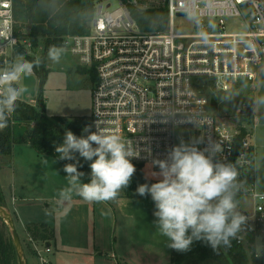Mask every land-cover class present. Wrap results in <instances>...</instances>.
I'll list each match as a JSON object with an SVG mask.
<instances>
[{"label":"built area","instance_id":"2783aa9c","mask_svg":"<svg viewBox=\"0 0 264 264\" xmlns=\"http://www.w3.org/2000/svg\"><path fill=\"white\" fill-rule=\"evenodd\" d=\"M141 1L94 0L88 31L61 40L94 75L91 131L98 122L128 141L139 155L132 163L144 166L152 179L149 170L159 172L153 161L165 159L176 145V128H193L201 149L218 143L223 151L217 159L237 166L238 203L248 200L236 241L257 257L258 237L264 242V191L254 184L250 138L257 118L237 114L236 122H226L211 110L199 81L212 80L216 96L238 80L253 83L255 67L264 63V0H164L168 20L160 32L143 31L132 18L131 7H146ZM180 15L190 17L198 31L177 33L174 18ZM227 19H237L244 30L227 32ZM207 21L216 32L207 31ZM20 46L28 51L32 43L15 35L12 2L0 0V70L10 66ZM26 236L37 264H49L51 247Z\"/></svg>","mask_w":264,"mask_h":264},{"label":"clouds","instance_id":"9594fccd","mask_svg":"<svg viewBox=\"0 0 264 264\" xmlns=\"http://www.w3.org/2000/svg\"><path fill=\"white\" fill-rule=\"evenodd\" d=\"M65 46L51 45L46 57L36 56L27 60L18 54L9 67L0 70V130L8 126L9 118L16 111L18 101L29 92L21 81L31 76L35 68L47 59L61 63ZM264 106V97L254 101L253 111ZM91 125L82 129L87 135L77 136L66 130L61 143H54L59 160H76V154L89 161V180L83 181L84 172L77 163L65 164L63 171L67 186L57 193V204L63 205L74 196L86 202H107L117 198L129 187L136 167L132 158L136 155L129 142L119 134L101 127L96 131ZM200 141L180 140L163 160H155L160 177L151 185L137 187L140 196L150 195L155 205L153 225L168 240L167 247L178 252L190 250L194 241H203L214 251L230 248L238 238L246 217L238 209L236 194L240 188L237 166L217 159L223 151L216 142H209L203 149ZM95 145V146H94ZM56 159L52 163H56ZM44 164L48 163L45 158ZM238 163V161H237ZM264 255V242L257 239L256 256Z\"/></svg>","mask_w":264,"mask_h":264},{"label":"rangeland","instance_id":"374dc122","mask_svg":"<svg viewBox=\"0 0 264 264\" xmlns=\"http://www.w3.org/2000/svg\"><path fill=\"white\" fill-rule=\"evenodd\" d=\"M141 2V5L144 4L146 6L144 7L145 9L162 6L164 0H142ZM112 3H114V0H112ZM205 26L207 31H217L216 26L214 24L210 26L208 21ZM174 27L177 33H196L198 31L192 19L183 15L174 18ZM25 29L26 27L22 28V31H25ZM234 30H244V27L239 26L237 19H227L226 31ZM26 40L29 41L28 38ZM26 53L29 59L43 55L46 57L47 54L43 49L41 40H38L35 45L32 44V47ZM73 66H76L75 71L72 70ZM45 69V77L41 88L40 76L36 72L33 71L31 76L23 78L21 82L28 86L29 92L25 93L20 100L35 105L40 95L44 102V113L47 116H62L68 119L85 117L87 125H90L93 73L89 71L88 67L80 65L77 58L66 51L59 64H53L45 59ZM255 74L256 78L253 83L238 80L232 84V88L222 93L220 99L215 95V85L212 80H200L199 87H202L210 99L211 110L218 116L223 117L228 123L238 120L236 115L239 114V109L251 108V114L257 118L255 127L250 131L251 142L255 147L253 180L256 189L264 191V106L253 111L254 101L264 97V63L255 67ZM195 135L196 131L191 127L176 128V145L180 143L181 139L186 143L194 139L199 141ZM33 150L35 149L31 145L25 144V142H17L13 146V154L16 152L15 154L17 155L18 152ZM17 155L10 158L0 155V185L3 193L7 194V196H9L14 185L19 187L25 180L18 165ZM48 169L47 176L43 175L42 171L35 173L36 175L32 177L33 180L35 182L44 180V186L34 189L33 192L28 194H33V196L38 194V196L45 198L44 201L35 202L41 208L45 207L44 204L47 203L50 208L54 209L56 204L51 202L50 199L53 196H57L63 185L64 187L67 186L65 178L67 173L63 172L64 174L59 175V167L57 166H50ZM155 173L158 172L149 170V174L154 179L159 180L160 177L156 176ZM75 203L77 202L71 203L66 210L59 213H54L55 211L53 210L51 213L47 211L34 216L37 218L36 221L46 222L54 228L60 239H65L68 235L66 222L68 223L70 220L76 221L79 218L80 223L83 221V225L86 224V227L84 226L85 229H89L90 224L93 225V218H98L95 223L96 235L94 236V244L98 248L97 251L102 253L100 257L95 254L92 258H86L87 263L93 264L95 259L96 264H170V248L167 247L168 240L153 225L155 205L150 195L135 197L120 195L114 200L107 202H86L82 199L79 204L76 205ZM13 204L15 205V202ZM26 204L32 205L34 203L26 202ZM74 205L76 206L74 207ZM8 206L14 218L15 226L16 224L19 225L13 205L10 203ZM16 207L19 208L18 204ZM247 207L248 200L240 199L237 210L239 212L244 211ZM18 229L17 232L24 254L27 252V254L31 255L32 252L27 240L22 234L20 227ZM7 232L9 233L8 227ZM80 237V234L78 237H74V241L77 239L80 243ZM92 238V233L83 234L81 242H83L84 249L81 252L84 253L89 250L87 249L89 246L86 244L89 245L91 243V247ZM107 240L110 246L113 244L114 256L110 254Z\"/></svg>","mask_w":264,"mask_h":264},{"label":"trees","instance_id":"16d2710c","mask_svg":"<svg viewBox=\"0 0 264 264\" xmlns=\"http://www.w3.org/2000/svg\"><path fill=\"white\" fill-rule=\"evenodd\" d=\"M11 2L15 35L20 39L28 38L33 45L41 40L45 53L51 45L60 46L62 38L67 34L86 33L93 15L94 0H11ZM130 14L139 28L148 32L162 31L168 20L165 4L145 9L131 7ZM24 27L26 29L22 31ZM18 54H22L27 60L33 59H29L21 46L15 49L13 57L15 58ZM33 71L40 76L41 88L46 72L45 60ZM17 103L18 107L9 118L8 126L0 130V155L2 156L10 158L15 143L27 142L38 153L48 154L58 159L54 143L62 142L66 130H71L77 136L87 135L82 132V129L87 126L85 117L74 119L62 116L49 117L44 113V102L40 95L35 105L21 100ZM59 161L63 165L78 161V171L85 173L83 181L88 182L91 171L90 162L79 157L78 153L76 160ZM134 165L136 172L129 187L121 191L118 196H139L136 192L139 185L145 183L151 185L158 182L147 174L144 166ZM236 199L238 200L237 197ZM0 205H6L1 187ZM0 222V264H16V254L7 232V225L1 217ZM25 230L33 239L39 241L46 242L53 235V228L45 223H27ZM246 237L250 238L249 235ZM25 253L27 264H29V254ZM170 264H264V255L257 259L248 253L243 244L237 243L236 239L232 241L230 248L221 247L219 251H214L203 241H194L190 250L186 252H178L170 248Z\"/></svg>","mask_w":264,"mask_h":264},{"label":"crops","instance_id":"0c3cea01","mask_svg":"<svg viewBox=\"0 0 264 264\" xmlns=\"http://www.w3.org/2000/svg\"><path fill=\"white\" fill-rule=\"evenodd\" d=\"M25 144L30 145L27 142H25ZM15 153L16 152H14L13 154V148H12V157L13 156L15 157L17 155ZM16 158L19 161L18 165H19L22 175L25 177V180L20 184L19 187L17 186L15 187L14 185L12 190L10 191L9 196H7V194L5 193H3V196H4L7 206L10 205V203L13 205L14 207L13 209L16 211V217H17L16 219L19 222V225L16 224L17 229L18 227H20V229L22 230V234L25 236L27 240L25 225L27 223H42V222L36 221L37 218H35L34 215L47 212V211L51 213L53 212V210L55 211L54 213L62 212L63 210H66V208H68L70 204L73 202H77L75 203L76 205L79 204L82 198L74 196L70 201L65 202L63 205H58L57 204L58 197L53 196L50 200L51 202L56 204V207L54 209L50 208L48 204L45 203L44 204L45 207L41 208L40 205H38L35 202L44 201L45 198L38 196V194L33 196V194H28V193L33 192L34 189L43 187L44 180L35 182L32 177H34V175H36L35 173L39 171H42L43 175L47 176L48 175L47 171L49 170L48 167L50 166L59 167V175H62V173L64 172L62 171L63 170L62 168L64 167V165L55 157L48 155V154L38 153L35 150L26 151L22 153L18 152V155ZM45 158L48 160L47 164L43 163ZM54 159H56L57 161L56 163H52V160ZM61 164L63 165V167H61L62 166ZM63 188H64V185H63ZM14 202H15V205L13 204ZM26 202H33L34 204L29 205V204H26ZM17 204L19 208L16 207ZM76 205H74V207ZM94 210H95V205H94ZM97 220L98 218L96 217L93 218V225L90 224L89 229H85L86 224L83 225V221L80 223L79 218L76 221L70 220L68 223L66 222L67 224L66 231L68 235L65 239H60L59 234H57L53 228L52 237L48 241H46V242H49V246L51 247V251L47 255L49 259V264H90L89 261H88L89 263L86 262V258H92V256L94 257L95 254H98L97 256L100 257L102 252L100 251L98 252L97 251L98 248L96 244H94V240H95L94 236L96 235L95 223L97 222ZM43 223L48 225V223L46 222H43ZM48 226L51 227L50 225ZM79 229H80V232H79ZM82 233L84 235H87L88 233H92L93 235L92 246L90 247L91 243L89 245L86 244L87 246H89L87 248L89 250L88 251L86 250L84 253L81 252L84 249L83 242H81L83 239ZM79 234L81 235L80 243L77 241V239L76 241H74L75 240L74 237H78ZM38 242L40 244L42 242L46 243L45 241H39V240ZM27 243L30 247L29 242ZM108 243L109 242L107 240V245H109L108 248L110 249V254L111 256L112 255L114 256L113 244L110 246V244ZM31 252H32L31 255L29 254V257H28V262L29 264H37V260H36V257L32 249H31ZM93 264H96L95 259L93 260Z\"/></svg>","mask_w":264,"mask_h":264},{"label":"water","instance_id":"95a60500","mask_svg":"<svg viewBox=\"0 0 264 264\" xmlns=\"http://www.w3.org/2000/svg\"><path fill=\"white\" fill-rule=\"evenodd\" d=\"M72 70L75 71L76 66H73ZM217 97L218 99L221 98V91L217 92ZM251 112H252L251 108H242V109H239L238 111V113L241 115H248V114H251ZM0 217L2 218V220L5 222V224L8 227L9 235H10L12 244L14 246L15 254H16L17 264H27L12 213L6 205H0ZM45 245L49 246V242H46Z\"/></svg>","mask_w":264,"mask_h":264}]
</instances>
